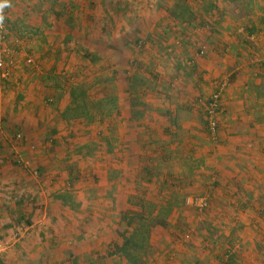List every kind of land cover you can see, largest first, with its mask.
<instances>
[{"label": "crops", "instance_id": "0c3cea01", "mask_svg": "<svg viewBox=\"0 0 264 264\" xmlns=\"http://www.w3.org/2000/svg\"><path fill=\"white\" fill-rule=\"evenodd\" d=\"M50 1L53 0H13L7 19L11 35L28 33L17 36L23 49L31 42L28 38L31 25L39 27L42 22L51 23L45 30L46 36L57 32L56 36L46 37L44 53L53 52L50 53L53 57L57 50L52 43L61 47L62 39L70 41L67 48H60L58 61L52 60L46 65L39 61L43 67L50 63L66 68L73 66L72 55L80 46L93 48L95 64L114 71L119 69L114 58L117 49L127 46L126 43L132 46L127 39L144 37L151 41L147 52L150 58L143 60L149 64L144 67L159 72L158 80L152 82V95L131 96V101L127 100L116 113L93 122L88 128L94 138L95 133L103 131V126L107 138L112 140L104 165L96 162L99 168L105 167V194L99 191L87 195L97 202L102 198L128 201L134 194L141 197L145 188L154 189L152 187L157 185L156 197L163 196V199L168 196L167 188L178 190V183H183L185 191L203 192L209 182L214 190L209 209L215 211L213 215L222 211L231 218L230 223H224V232L217 225L216 235L203 238L216 248L232 238L238 250L236 257L227 261L220 256L219 261H214L212 256L221 255V251L213 250L206 261L210 264H264V0H145L147 3L142 7L151 6L152 11L131 26L126 18V22H121L119 10L114 15L113 0H72L74 7L71 5L70 9L69 0H62L60 17L51 15L53 3ZM118 21L124 24L121 34L110 30ZM59 24L61 31L55 27ZM209 24H215V28L208 30ZM135 28L137 31L133 32ZM181 33H187L188 39L185 37L181 46L173 48V38L182 42ZM249 38H255L256 43L249 42ZM196 46L204 47L205 52L200 55L192 51ZM131 52L132 49L128 54ZM127 59L122 62L127 64ZM19 76V85L34 95L33 78L26 74ZM160 89L164 90L163 95L157 93ZM215 91L220 95V125L217 140L212 143L206 130L204 107ZM132 97L133 102L138 103L135 107L131 105ZM33 101L32 107L23 111L26 116L17 118V123L28 126L29 129L21 125L27 134L36 130L30 123L32 117L27 114L36 111L38 115L42 110L41 101L36 97ZM10 114L7 120L13 119ZM21 118L24 121L21 122ZM6 129L0 125V134L4 137ZM72 129L68 131L70 136L79 133L81 126ZM99 176L96 174L95 181L100 182ZM61 208L62 211L67 209L66 206ZM44 217L47 222L54 219L57 226L50 224L49 228L58 235L60 209L46 208ZM69 224L71 229L73 220ZM60 248L51 240L37 257L43 263L58 264Z\"/></svg>", "mask_w": 264, "mask_h": 264}, {"label": "rangeland", "instance_id": "374dc122", "mask_svg": "<svg viewBox=\"0 0 264 264\" xmlns=\"http://www.w3.org/2000/svg\"><path fill=\"white\" fill-rule=\"evenodd\" d=\"M50 2L53 3L51 15L57 14L60 17L62 0ZM69 2L68 9L71 5L74 7L73 1ZM113 2L117 6H114L116 14H113L116 16V10H119L121 22L128 21V26L152 11L151 6L142 7L147 3L145 0ZM9 3L11 6L4 9L2 42L13 47L16 55L12 59L13 65L5 66L10 71L9 76L6 79L0 78V125L8 131L6 137L0 134V264H56L46 263L47 261L43 263L37 257L44 245H48L51 240H55L61 247L58 264H130L126 253L117 250V246L123 245L126 240H131L132 243L130 257L139 264H184L186 261L185 264H210L206 258L211 257L209 255L216 249L221 251V255L215 253L212 256L214 261H219L218 256L225 261L236 257L238 248L233 244L232 238L225 240L224 245L219 248L209 246L203 238L216 235L217 225L224 232V223H230L231 218L222 211L213 215L212 212L215 211L209 209L214 191L209 182L203 192L192 189L185 191L183 183H178V190L167 188L168 196L163 199V196L156 197L154 190L157 185L152 187L154 189L145 188L141 197H135L134 194V198L128 201L102 198L97 202L87 195L88 192L93 194L99 191L105 194V167L99 168L96 162L104 165L112 140L107 138L103 126H100L103 128L101 135L95 133L94 138L92 130L88 128L93 122L103 121L111 113H116L128 103L131 96L137 93H154L152 82L158 80L156 75L159 72L145 68L149 63L143 61L150 58L147 52L151 49V41L144 37H137L138 40L127 39L132 46L126 43L127 46L122 45L117 49L114 58H117L115 62L119 69L114 71L95 64L93 48L80 46L75 48L72 55L73 66L66 68L50 63L43 67L39 61L45 65L52 60L58 61L60 48H67L70 41L62 39L61 47L60 44L52 43L51 46L57 50L53 57V52L44 53L42 48L43 42H48L46 37L56 36L57 32L46 36L45 30L51 23L42 22L39 27L31 25L30 32L27 29L31 42L25 44L24 50L18 37L27 36L28 33L14 32L12 37L7 19L10 18L8 13L13 0H9ZM119 5L123 7L118 8ZM75 10L78 9L75 7ZM165 14L168 15L169 12ZM121 22H116L110 30L121 34L124 25ZM68 25L73 27L72 24ZM88 26L92 28L91 24ZM55 27L60 30V24ZM213 28L215 24H209L207 29ZM22 31L24 32L23 29ZM135 31L136 28L133 32ZM179 37L182 42L181 39L177 41L176 37L171 41L173 48L181 46L185 37L188 39L187 33H181ZM256 41L255 38H249L252 44ZM202 48L204 47L196 46L192 51L202 55L205 52L200 53ZM130 49L132 54L129 55ZM95 57L98 58L96 55ZM28 58L30 63L26 62ZM126 58L127 64L122 62ZM19 74L33 78L32 84L36 91L34 95L25 92L27 88L19 85ZM125 93L127 97H124ZM157 93L163 95L164 90H157ZM33 97L41 101L40 110L44 114L40 110L38 115L36 111L27 114L32 117L31 125L36 127L35 132L27 134L21 127L25 124L17 123V118L26 116L23 111L26 109L27 112L36 104ZM133 98L131 105L135 107L138 103L133 102ZM74 99L79 105L84 104L83 107H78L79 117H73L74 112L68 109L75 108ZM7 114L13 119L7 120ZM77 126H81L79 133H71L70 136L68 131ZM208 136L213 143L214 140L209 134ZM96 174L100 175V182L95 181ZM199 195H208L207 208L199 210L185 203L186 197ZM63 206H66V211H62ZM46 208L60 209V238L50 231L49 227H56L57 224L54 219L47 222L44 217ZM72 220L73 227L70 229L68 225ZM155 255L159 258L155 259Z\"/></svg>", "mask_w": 264, "mask_h": 264}, {"label": "built area", "instance_id": "2783aa9c", "mask_svg": "<svg viewBox=\"0 0 264 264\" xmlns=\"http://www.w3.org/2000/svg\"><path fill=\"white\" fill-rule=\"evenodd\" d=\"M2 30L3 27H0V78L6 79L9 76V72L5 66L13 65V57L16 55L13 47L11 48L6 43L2 42ZM204 52V48L200 50V53ZM26 62L30 63L31 60L28 58ZM219 92H213L210 97L207 99L204 107L205 111V122L207 133L210 135L211 139L217 140V131L219 121H218V109H219ZM36 173V172H35ZM185 203L191 207L202 210L207 208L209 199L208 195H199V196H188L185 199Z\"/></svg>", "mask_w": 264, "mask_h": 264}, {"label": "trees", "instance_id": "16d2710c", "mask_svg": "<svg viewBox=\"0 0 264 264\" xmlns=\"http://www.w3.org/2000/svg\"><path fill=\"white\" fill-rule=\"evenodd\" d=\"M83 105L84 104H80L79 105V103L76 101L75 103H73V106L75 108H73V107L68 108V109H70V110H72L74 112L73 117H79L80 116L79 114H77V110H78V107L81 108V107H83ZM90 118L92 120V117H90ZM131 245H132L131 240H126L123 245L117 246V250H119L120 252L126 253L125 255L130 259V264H139L133 258H131L130 255H129V249H130Z\"/></svg>", "mask_w": 264, "mask_h": 264}, {"label": "clouds", "instance_id": "9594fccd", "mask_svg": "<svg viewBox=\"0 0 264 264\" xmlns=\"http://www.w3.org/2000/svg\"><path fill=\"white\" fill-rule=\"evenodd\" d=\"M10 6L9 0H0V27H3L4 9Z\"/></svg>", "mask_w": 264, "mask_h": 264}]
</instances>
